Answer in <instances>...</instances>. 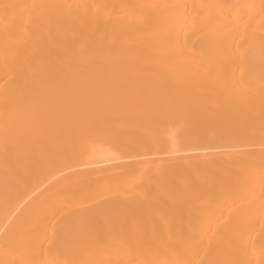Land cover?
I'll return each mask as SVG.
<instances>
[{
	"label": "bare ground",
	"instance_id": "1",
	"mask_svg": "<svg viewBox=\"0 0 264 264\" xmlns=\"http://www.w3.org/2000/svg\"><path fill=\"white\" fill-rule=\"evenodd\" d=\"M0 264H264V0H0Z\"/></svg>",
	"mask_w": 264,
	"mask_h": 264
}]
</instances>
